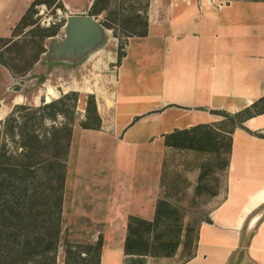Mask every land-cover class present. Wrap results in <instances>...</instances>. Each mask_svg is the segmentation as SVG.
Returning <instances> with one entry per match:
<instances>
[{
  "label": "crops",
  "instance_id": "crops-1",
  "mask_svg": "<svg viewBox=\"0 0 264 264\" xmlns=\"http://www.w3.org/2000/svg\"><path fill=\"white\" fill-rule=\"evenodd\" d=\"M33 1L0 0V36ZM62 2L67 14L100 22L113 0ZM144 19L120 55L115 42L92 50L100 56L86 84L94 110L88 94H78L62 221L92 224L102 242L99 264H264V0H147ZM246 107L252 115L236 118ZM177 130L208 132L212 152H226L223 182L211 190L186 258L175 261L178 236L169 253L126 252L130 217L153 223L159 214L172 223L162 216L160 190L164 163L188 146L171 144ZM200 164L185 171L195 185L187 189L206 176ZM187 233L181 229L180 239Z\"/></svg>",
  "mask_w": 264,
  "mask_h": 264
},
{
  "label": "rangeland",
  "instance_id": "rangeland-1",
  "mask_svg": "<svg viewBox=\"0 0 264 264\" xmlns=\"http://www.w3.org/2000/svg\"><path fill=\"white\" fill-rule=\"evenodd\" d=\"M146 4L147 0H113L111 7L99 16L100 22L109 30L103 42L108 41L111 48L115 42L114 49L118 55L122 53L127 36L144 30ZM66 10L62 0H34L18 24L0 36V45L4 43L0 47V148L5 142L9 153L21 151L22 129L45 138L53 126L69 124L79 117L80 110H76L78 94H88L87 100L90 99V87L86 84L99 54L92 51L76 58L48 55L53 40L65 34ZM51 101L55 103L52 108L43 107ZM12 111L14 119L11 120L9 115ZM9 123L13 124L12 129L8 128ZM60 139L64 140L62 135ZM206 141L190 140L187 147L173 149L172 157L164 163V186L160 196L167 205L162 209V216L171 219L173 229L170 235L163 230L164 224H158L157 229H162L164 237H171L172 242L177 236L181 240L175 261L191 253L197 221L205 217L210 207L212 188L222 184L224 179L221 167L226 152L222 151L218 158L216 151L212 152L211 143ZM62 152L63 148L60 149ZM208 155L212 157L206 162L203 158ZM193 162L201 163V171L206 175L194 190L186 188L187 185H195L188 183L185 177V171ZM143 228L144 225H140L141 231ZM184 228L188 229L187 236L180 239ZM92 233V224L76 216L65 215L61 222L55 264H96L97 239ZM67 248L78 251L80 256L88 258V262L74 253H67ZM158 249L166 253L172 251L173 245Z\"/></svg>",
  "mask_w": 264,
  "mask_h": 264
},
{
  "label": "trees",
  "instance_id": "trees-1",
  "mask_svg": "<svg viewBox=\"0 0 264 264\" xmlns=\"http://www.w3.org/2000/svg\"><path fill=\"white\" fill-rule=\"evenodd\" d=\"M54 104L51 101L45 103L43 107L52 108ZM87 105L88 109L94 110L92 96ZM255 105L257 103L252 106ZM13 113L14 111L9 115L11 120L14 119ZM250 115H252L250 107L235 113L239 120ZM12 126V123L8 124L9 129H12ZM21 132L23 136L20 152L17 154L7 152L5 142L0 148V264H55L61 231L65 161L71 125L53 126L45 138L25 129ZM187 132L177 130L174 133L178 134L177 141H172L171 144L182 145L193 139L204 141L210 137L209 133L204 131L186 137ZM60 135L64 140L60 139ZM206 142L209 143V140ZM62 148L63 152L60 153ZM36 170L39 172L37 175ZM159 217L158 214L153 223L130 217L128 222L130 235L126 238V252L160 254L165 252L158 247L176 246V240L172 242L171 237H164L162 233L164 230L170 235L172 223L166 219L159 222ZM158 224L165 225L163 230L160 229L162 231L157 229ZM140 225H144L143 231L140 230ZM131 242L141 247L139 249L130 247ZM101 243V239L98 238L94 254L96 264H99ZM66 251L74 253L81 260H85V263L88 262V258L80 256L78 251L72 248H67ZM67 256L69 257V254Z\"/></svg>",
  "mask_w": 264,
  "mask_h": 264
},
{
  "label": "water",
  "instance_id": "water-1",
  "mask_svg": "<svg viewBox=\"0 0 264 264\" xmlns=\"http://www.w3.org/2000/svg\"><path fill=\"white\" fill-rule=\"evenodd\" d=\"M65 34L52 42L49 56L76 58L91 52L104 41L108 30L90 14L66 15Z\"/></svg>",
  "mask_w": 264,
  "mask_h": 264
}]
</instances>
